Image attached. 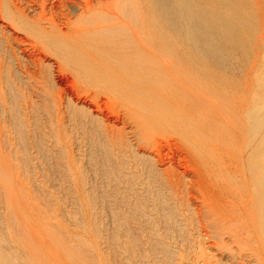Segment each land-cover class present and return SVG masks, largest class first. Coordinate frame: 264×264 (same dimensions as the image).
<instances>
[{"label": "bare ground", "instance_id": "obj_1", "mask_svg": "<svg viewBox=\"0 0 264 264\" xmlns=\"http://www.w3.org/2000/svg\"><path fill=\"white\" fill-rule=\"evenodd\" d=\"M30 3L32 19L15 0L0 13L44 53L32 43L39 53L26 60L58 77L37 94L51 133L78 119L98 139L127 261L264 264V0ZM69 77L111 101L115 124L95 97L83 98L95 110L80 106L74 84L70 98ZM28 99L23 110H36ZM208 243L228 255H208ZM182 247L199 251L186 261ZM0 264H10L1 245Z\"/></svg>", "mask_w": 264, "mask_h": 264}, {"label": "rangeland", "instance_id": "obj_2", "mask_svg": "<svg viewBox=\"0 0 264 264\" xmlns=\"http://www.w3.org/2000/svg\"><path fill=\"white\" fill-rule=\"evenodd\" d=\"M60 1L15 0L16 5L31 19L34 12L39 13L40 9L37 6L29 9L28 7L33 6L30 2L36 5L45 2L49 8ZM31 11L34 12L29 14ZM1 12L0 245L4 255L10 258V264H130L125 258L122 228L116 229L112 219L114 199L107 195L110 187L108 191L104 187L106 183L102 172L105 164L102 151L98 147L100 143L96 141L98 139L89 126L80 125L78 119L63 124L59 136L55 137L51 133L54 127L47 123L43 107L38 104L40 97L37 94L46 91L45 89L55 92L51 81L53 78L55 80L56 75H48L49 69L45 66L47 64L35 66L32 61L26 60L30 55L39 53L32 47L34 40L14 30L12 24L6 20L3 8ZM46 12H49L48 9ZM11 34L21 42H14L9 36ZM38 46L36 47L39 48ZM40 53L44 55L41 49ZM46 57V63H50L51 71L55 72V60L47 55ZM68 79L62 80L60 87L66 90L71 99L75 100V93L78 92L82 97L79 105L84 104L90 110H95L89 100L83 99L95 97L102 108L100 118L109 119L111 124H115L114 112L118 109L111 101L96 94L91 87L81 85L71 77ZM69 81L73 83L70 84ZM72 84L77 92L71 88ZM33 90L37 93L31 95ZM24 97H29L28 100L32 99V103L37 104L36 110H23ZM17 114L18 118L21 117L18 122L15 120ZM117 126L120 128V125ZM161 140L164 141V138ZM149 152L147 150L145 153H136L153 157ZM180 169L190 171L182 167ZM189 178L191 181L195 180L192 181L195 184L198 183L196 178L192 179L191 176L188 180ZM116 206L117 204L114 208ZM209 244H205L207 248ZM206 247L205 253L214 255L215 259L228 255L227 252ZM179 249V255L184 260H188L190 256L192 258L199 251L183 247Z\"/></svg>", "mask_w": 264, "mask_h": 264}]
</instances>
